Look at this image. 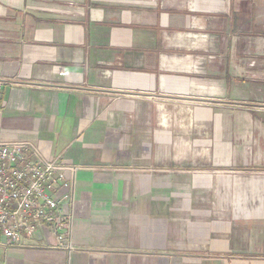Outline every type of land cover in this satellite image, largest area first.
Masks as SVG:
<instances>
[{"label": "crops", "instance_id": "1", "mask_svg": "<svg viewBox=\"0 0 264 264\" xmlns=\"http://www.w3.org/2000/svg\"><path fill=\"white\" fill-rule=\"evenodd\" d=\"M122 1L0 0V139L80 166L71 245L0 264H264V200L225 173L264 192V0Z\"/></svg>", "mask_w": 264, "mask_h": 264}, {"label": "built area", "instance_id": "2", "mask_svg": "<svg viewBox=\"0 0 264 264\" xmlns=\"http://www.w3.org/2000/svg\"><path fill=\"white\" fill-rule=\"evenodd\" d=\"M79 165L46 159L27 140L0 139V249L51 231L71 245L74 186Z\"/></svg>", "mask_w": 264, "mask_h": 264}, {"label": "rangeland", "instance_id": "3", "mask_svg": "<svg viewBox=\"0 0 264 264\" xmlns=\"http://www.w3.org/2000/svg\"><path fill=\"white\" fill-rule=\"evenodd\" d=\"M138 1H140V2H142V3H140L141 5H143V6H145V4H148L149 2H153V1H155V0H138ZM184 1V0H183ZM190 0H188L187 1V4H188V2H189ZM201 1V0H200ZM121 2H125V1H122L121 0ZM137 2V1H136ZM215 2H216V5H218V6H216V9H217V7L219 8V10H217V11H219L218 13H211L212 15H215V17H219V16H221L222 14H223V11L224 10H228V9H226V6H225V4H223V0H215ZM220 2V3H219ZM144 3V4H143ZM186 3V2H185ZM219 3V4H218ZM185 7V6H184ZM221 11V12H220ZM204 14H202V13H200V16H203ZM205 15H207V13H205ZM219 24H220V26H223V24H222V21L219 19ZM221 30H224V27H223V29L221 28ZM201 31H202V29H201ZM241 32H240V30L238 29V30H236V32H235V34H233V38L235 37V39L236 38H239V37H241V34H240ZM244 36H249V40H250V38H251V43L252 44H256L257 42H260V41H263L261 38H260V36H259V38H257V36H256V33H253V34H248V35H246V34H244ZM218 39H219V36H218ZM251 51V50H250ZM248 54L247 55H245V58L246 59H249L251 56H252V52H247ZM221 54H219V56L218 55H214V54H212V53H206L203 57H201V58H198V60L199 59H201V60H203V61H206V60H217L218 59V61H221V57L222 56H220ZM209 101V100H208ZM212 102V101H211ZM256 106V105H255ZM239 112H240V114L238 113V112H236V115L234 116V117H236L237 118V115L239 114V116H240V121H243V122H245L246 121V119H244V116H242L243 115V113L241 112V110H245L247 107H248V105H245V104H239ZM255 110H258L257 108H255ZM246 130H238L237 132H236V134L237 135H235L234 136V140H236V142H240V144H243V143H247V142H249L248 140H247V134H246ZM246 141V142H245ZM226 174H229L230 176L229 177H227V180H226V186L227 187H229V193L227 194V196H226V198H227V201H228V203L229 204H233V203H235V202H237L236 201V199H242V200H244V201H246V202H255L258 198L260 199V200H264V192L263 193H261V194H259L257 197H255L254 198V195H252L251 193L249 194L248 192L246 193V192H242V193H240V194H237V192H236V185L239 183V181H240V183L242 182V184L244 185V184H246L245 182L247 181V179H249L250 177H254V176H257L258 174L255 172V170L254 169H250V168H248V169H237V170H231V172L230 171H227V172H225ZM260 176H264V173L263 174H260L259 175V177ZM237 179L239 180V181H237ZM263 179V181H264V178H262ZM250 185H252L251 184V182H250ZM213 187H215V189H218L219 188V186H217L216 185V181L215 182H213ZM260 196V197H259ZM256 199V200H255Z\"/></svg>", "mask_w": 264, "mask_h": 264}]
</instances>
